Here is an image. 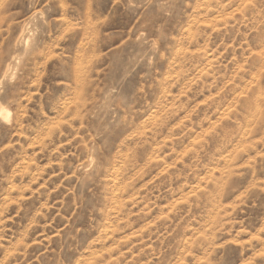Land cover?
<instances>
[{
    "label": "rangeland",
    "instance_id": "rangeland-1",
    "mask_svg": "<svg viewBox=\"0 0 264 264\" xmlns=\"http://www.w3.org/2000/svg\"><path fill=\"white\" fill-rule=\"evenodd\" d=\"M0 108V264H264V0H0Z\"/></svg>",
    "mask_w": 264,
    "mask_h": 264
},
{
    "label": "bare ground",
    "instance_id": "bare-ground-1",
    "mask_svg": "<svg viewBox=\"0 0 264 264\" xmlns=\"http://www.w3.org/2000/svg\"><path fill=\"white\" fill-rule=\"evenodd\" d=\"M25 32V31H24ZM21 39V38H20ZM19 39V40H20ZM25 39V38H24ZM18 40V41H19ZM22 42V41H21ZM23 42H25V41H23ZM25 44V43H24ZM26 44H28V43H26ZM0 116L3 118V120H5V121H7L8 119H9V117H10V113H9V111H7L6 109H4V108H0ZM89 167H90V165H89ZM86 169V168H85Z\"/></svg>",
    "mask_w": 264,
    "mask_h": 264
}]
</instances>
